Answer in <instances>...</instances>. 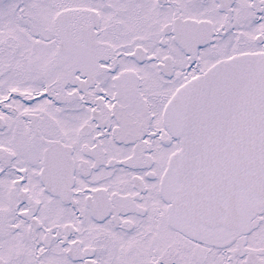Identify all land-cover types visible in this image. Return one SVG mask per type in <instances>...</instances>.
I'll use <instances>...</instances> for the list:
<instances>
[{
	"label": "snow or ice",
	"instance_id": "1",
	"mask_svg": "<svg viewBox=\"0 0 264 264\" xmlns=\"http://www.w3.org/2000/svg\"><path fill=\"white\" fill-rule=\"evenodd\" d=\"M0 264H264V0H0Z\"/></svg>",
	"mask_w": 264,
	"mask_h": 264
}]
</instances>
